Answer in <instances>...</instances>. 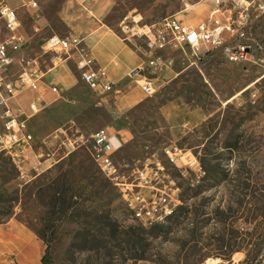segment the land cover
<instances>
[{"label":"rangeland","instance_id":"374dc122","mask_svg":"<svg viewBox=\"0 0 264 264\" xmlns=\"http://www.w3.org/2000/svg\"><path fill=\"white\" fill-rule=\"evenodd\" d=\"M11 1L24 14L18 7L23 0ZM36 1L44 29L16 57L38 58L44 69L53 66V58L58 64L64 59L75 79L30 119L31 150L15 160L0 152V221L16 217L42 235L53 264H264V12L251 15L242 37L253 61L230 62L216 51L195 63L181 50L172 51L179 77L166 82L165 68L156 93L120 120L131 138L121 141L116 160L128 172L159 158L183 201L167 222L143 224L131 220L86 147L93 132L114 125L110 109L100 103L104 93L85 84L67 53L42 49L50 35H66L65 15L89 12L81 0ZM207 14L200 0H113L104 19L141 50L145 39L136 33L145 24L169 15L196 24ZM2 25L0 19V31ZM30 98L21 99L27 111ZM176 98L196 107L198 121L173 137L161 107ZM170 144L199 164H169L162 151Z\"/></svg>","mask_w":264,"mask_h":264},{"label":"built area","instance_id":"2783aa9c","mask_svg":"<svg viewBox=\"0 0 264 264\" xmlns=\"http://www.w3.org/2000/svg\"><path fill=\"white\" fill-rule=\"evenodd\" d=\"M200 2L207 4L208 14L196 24L169 15L158 22L145 24L136 33L145 39V46L141 47L145 60L131 71L130 77L148 96L156 93L159 87L156 80L162 71L174 64V59L168 55L172 51L181 50L195 63L216 51H221L230 62L246 64L253 61L251 46L242 41V37L251 15L264 12V0ZM27 3L33 8L38 7L36 0ZM0 19L3 23L0 31V152L15 160L33 147L35 136L29 127L30 119L44 108L50 95H59L61 88L46 79L48 70L42 67L38 58L17 59V52L25 48L29 39L22 31L17 9L8 0H0ZM82 43L78 36L53 34L44 41L42 49L44 53L65 52L68 58L72 57L82 80L92 91L103 94L114 90L115 83L107 70L94 65ZM24 94H31L28 111L21 104ZM89 142L86 147L100 172L120 194L131 220L159 224L176 214L183 203L180 188L159 158H148L142 166L127 172L114 156L121 144L114 142L106 127L92 133ZM69 145L76 147L73 141ZM162 153L169 164L178 167L199 164L193 154L189 156L176 144L165 146ZM41 163L39 160L35 168L39 169Z\"/></svg>","mask_w":264,"mask_h":264},{"label":"crops","instance_id":"0c3cea01","mask_svg":"<svg viewBox=\"0 0 264 264\" xmlns=\"http://www.w3.org/2000/svg\"><path fill=\"white\" fill-rule=\"evenodd\" d=\"M28 1L23 0V5L17 6H21V11L24 12L19 15L22 31L28 39H31L44 29V24L39 4L37 8H33L28 5ZM15 2L17 1L9 3L8 0L12 7ZM37 3L39 2L37 1ZM81 3L89 13H80L78 16L65 15L64 20L67 28L65 36L81 38L82 46L87 50L89 57L93 59L94 65L105 68L115 83L114 90L104 93L100 103L110 109L114 125L106 128L113 135L114 142L119 144L122 140L131 138V132L122 126L120 120L127 111L138 107L148 96L136 80L130 77L131 71L145 60V56L142 50L136 49L127 37L105 21L104 17L111 9L113 0H81ZM25 14L26 16H24ZM27 17L30 18L28 22L25 19ZM72 54L75 55L76 52L72 51ZM165 54L167 55V51ZM55 60L56 58L52 59L53 66L45 69L48 70L46 77L51 72H55L49 80L58 84L60 88L68 89L74 83L75 72L64 59H61V64ZM168 68L170 70H165L163 76L168 78L166 82H171L177 79L180 74L174 71L173 65ZM78 71L80 72L79 69ZM161 111L173 137L197 125L198 112L196 107L189 102L178 98L172 99L164 103ZM180 117H183L184 120ZM187 117L190 118L188 121ZM45 249V242L23 221L11 217L0 222V264H43L42 257Z\"/></svg>","mask_w":264,"mask_h":264},{"label":"trees","instance_id":"16d2710c","mask_svg":"<svg viewBox=\"0 0 264 264\" xmlns=\"http://www.w3.org/2000/svg\"><path fill=\"white\" fill-rule=\"evenodd\" d=\"M6 220H1L0 222H4ZM39 237L46 243L45 238L42 235H39ZM42 263L43 264H53V256H52V252H51V247L48 243H46V249H45V253L42 257Z\"/></svg>","mask_w":264,"mask_h":264}]
</instances>
